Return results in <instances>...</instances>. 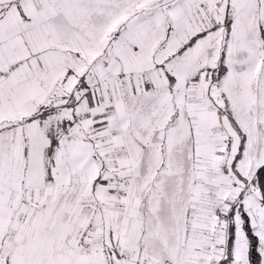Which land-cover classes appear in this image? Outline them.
<instances>
[{
    "label": "snow or ice",
    "instance_id": "6c2138e0",
    "mask_svg": "<svg viewBox=\"0 0 264 264\" xmlns=\"http://www.w3.org/2000/svg\"><path fill=\"white\" fill-rule=\"evenodd\" d=\"M0 264H264V0H0Z\"/></svg>",
    "mask_w": 264,
    "mask_h": 264
}]
</instances>
